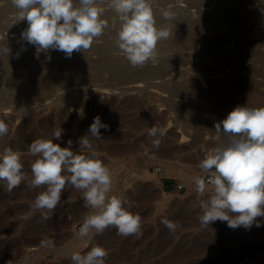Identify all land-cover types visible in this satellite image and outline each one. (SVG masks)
<instances>
[{
    "label": "rangeland",
    "instance_id": "1",
    "mask_svg": "<svg viewBox=\"0 0 264 264\" xmlns=\"http://www.w3.org/2000/svg\"><path fill=\"white\" fill-rule=\"evenodd\" d=\"M0 9L7 11L0 18V36L15 41L18 53L32 50L37 60L22 72L42 67V58L55 51L37 54L33 45L21 39L27 26L12 29L25 21H16L10 0H0ZM163 10L176 14L166 24L157 22L170 28L171 35L158 43L155 62L149 61L142 67L165 65L163 82L168 85L196 79L201 88L214 83L215 90L195 98H169L156 89L160 79H155L156 86L153 80L122 85L102 72L93 76L89 85L80 83L77 90L69 89V101L61 98L65 94L56 84L50 95L31 89L28 99L14 101L17 103L13 105L8 102L7 107L0 109V120L10 121L7 135L0 140V151L10 147L21 153L26 179L11 193L0 182V264H72L73 253L83 255L94 245L108 251L105 264H264V217L256 218L260 227L253 224L250 229L229 228L227 222L219 220L202 226L195 187L186 186L181 179L183 175H207L199 163L217 145L215 125L231 110L238 105L264 106V0H155L156 15L162 17ZM183 34H193V41L177 49L174 41ZM114 38L115 29L110 25L84 52L86 58L97 61L99 49L106 47L114 56L125 58L114 45ZM206 44H212L211 48L205 49ZM240 79L251 85L240 88ZM74 91L83 94V98H76ZM8 92L3 94L4 98ZM93 102L111 104L107 114L98 115L108 125L107 130L100 129L101 145H113L117 150L108 152L104 146L96 150L111 173L112 189L108 195L122 197L133 205L129 210L142 218L141 236L124 237L110 226L101 234L80 238L79 227L93 210L84 206L78 190L61 197L50 219L42 220V213L32 207L39 192L38 188L27 187L35 159L28 153V145L62 128L61 140L53 142L66 147L71 139L72 150L78 152L79 148L73 145L83 137L82 125L96 117L89 106ZM173 104L185 111L178 116L172 110ZM136 121L142 127L135 125ZM152 126L165 133L159 148L153 146V138L147 134ZM182 135L185 138L180 141ZM170 147L182 149L170 153ZM157 169L165 170V174L159 176ZM179 185L181 190H177ZM210 194L211 188L201 199ZM163 218L178 224L175 232L161 223ZM61 219L64 224L58 223ZM45 238L51 239L54 246L42 247L40 242Z\"/></svg>",
    "mask_w": 264,
    "mask_h": 264
},
{
    "label": "clouds",
    "instance_id": "2",
    "mask_svg": "<svg viewBox=\"0 0 264 264\" xmlns=\"http://www.w3.org/2000/svg\"><path fill=\"white\" fill-rule=\"evenodd\" d=\"M17 22L26 21L21 39L36 48V53L61 51L71 57L74 51L85 52L105 34L110 25L115 29L114 45L132 67H142L155 62L157 45L171 35L168 27L156 21L155 0H10ZM106 10L113 14L109 21ZM164 20L175 19V12L163 10ZM117 24L119 25L118 27ZM10 49L0 36V56ZM50 58V57H49ZM108 129L96 116L88 134L78 140L79 151L72 150L69 139L61 147L62 128L55 129L50 137H40L27 147L35 157L31 164L30 189L43 188L32 204L41 212L42 220L51 218L61 202L66 187L83 195L84 206L93 210L80 225V238L101 234L114 227L118 235L141 236L142 218L129 209L133 206L122 197L108 194L112 177L89 139L102 140L100 129ZM9 131V125L0 120V140ZM217 145L206 152L199 168L206 176L193 178L202 226L217 220L227 222L229 228L240 226L250 229L260 227L257 217H264V106H236L226 118L215 125ZM148 136L159 148L164 131L152 126ZM224 138V139H222ZM21 153L10 147L0 151V182L11 193L26 179ZM211 188V194L201 199ZM127 205V207H125ZM236 215H232V214ZM161 223L175 232L178 224L163 218ZM41 246H54L51 239L41 240ZM108 251L94 245L85 254L73 253L72 264H105Z\"/></svg>",
    "mask_w": 264,
    "mask_h": 264
},
{
    "label": "bare ground",
    "instance_id": "3",
    "mask_svg": "<svg viewBox=\"0 0 264 264\" xmlns=\"http://www.w3.org/2000/svg\"><path fill=\"white\" fill-rule=\"evenodd\" d=\"M243 6H244V4H243ZM6 12L7 11L5 9H0V18L4 17ZM105 18H107L109 21H111V19L113 18V14L112 13H106ZM156 21L161 23V24L168 23V21L164 20L163 17H160L158 15H156ZM26 26H27V22L25 21V22H22V23L16 25L15 27H12V29L18 30V29L24 28ZM118 26L119 25L117 24V27ZM192 35L193 34L181 35L179 38H177V40L174 41V46H176L177 49H182L183 47L188 46L193 41ZM4 42L9 47L10 53L8 54V56L7 55L0 56V109H2V110H3V107L5 108V106L7 105L8 102L10 103V101L12 104L14 101H18V102L20 101L21 102L23 99H26V98L28 99L30 94H31L30 93L31 89L38 90L39 92L45 91L46 93H48L50 95L49 92L53 89V86H55L57 84L60 87L61 91H63V94H65V96H66V93L69 89L70 90L75 89L76 85H78V84L81 86L80 83H83V85H86L84 83H87L89 85L92 81L93 76L100 75L102 72L109 73L110 74L109 76H111L115 81L119 82L122 85H125V84L127 85L129 83H134V82H140L139 84H137V83H134V84L141 85V83H142L141 81H145V82L151 81L152 82V80H153L152 83H154L155 79L156 80L160 79L161 83L160 84L158 83L159 85H157L156 89H158L160 91H164L165 93H167L169 98L173 97V96L179 97V98H184L186 96H189L190 98H195L197 96H200V95H203L206 93H210L213 90H215V88H216L214 83H207L204 88H201L198 85V81L196 79H192L188 82L184 81L182 83L179 82V83H173L171 85H168V84H166V82L165 83L163 82V78L165 77V75L167 73V68L165 67V65L161 64L158 66L151 67V65L149 64L150 66H145V67H139V66L138 67H132L129 64V62L127 60H125L126 58H120V57L114 56L112 53V50L109 49L110 47L99 49L98 54H99L100 58L97 61L90 60V59L86 58V56L83 52H73L71 57H67L64 53H60L58 51L51 52V54L49 53L48 56H45L44 58H42L41 62H42L43 66L41 67L39 65L41 68L37 67L36 69H32V70H30V68H29V70H30L29 73H25V72L23 73L22 70L25 67L29 66L31 64V62L37 61V60H35V55L31 52L32 50L18 53L17 50L15 51V45H16L15 41L4 40ZM211 46H212V44H206V45H204V48L210 49ZM72 71H74L73 74L71 73ZM160 80H158V81H160ZM17 84L22 85V87L18 88L16 86ZM237 85L239 87L240 86L248 87L251 85V82H249L248 80H241L240 79L237 81ZM155 86H156V84H155ZM238 86H236V87H238ZM62 89H64V90H62ZM77 89H75V90H77ZM8 91H12V92L9 93ZM64 91H65V93H64ZM7 92L9 93V95H8V97L4 98L3 94L7 93ZM78 92H76V91L73 92V94H75V97L80 98V99H81V97L83 98V94H80ZM70 93H72V92H70ZM67 94H69V93H67ZM65 96H63L61 98H64L65 100H67L68 95L66 96V98H65ZM205 96H207V95H205ZM71 97H74V95H71ZM72 99H74V98H72ZM58 100L60 103L61 99H58ZM65 100L63 103H66ZM69 100H67V101H69ZM16 103L17 102H14L13 104H16ZM56 103H58V101ZM11 104H10V106L13 105V104L12 105ZM113 104L114 103H112V106H113ZM109 105H111V104H104V103L99 104L97 102H93L89 106H92L91 112L94 111L96 113L95 116H98L101 114H107L108 110L110 108ZM75 106H77V105H75ZM171 107H172V110L174 109V111H176L178 113V116L181 115L185 111V109L180 105H174L173 104V105H171ZM186 114H188V113H186ZM101 116H103V115H101ZM5 122L7 124H9L10 121L7 120ZM141 122H142V120H141ZM141 122L136 121L135 125L140 124V126H141ZM92 123H93V120L90 122H87V123L85 122L82 125L81 132H80L81 136H85L88 134V129ZM184 138H185L184 135H182L180 137V141H182ZM89 139H90L91 143L93 144V147L95 150H100L101 148H103L104 145H101V140H96L95 138L91 137L90 135H89ZM78 140H77V142H75V144L73 146L79 148ZM143 140H145V137ZM103 143H104V141H103ZM108 145H109V143H108ZM104 149L107 150L108 152H115L117 150V148L113 147V145L112 146L109 145V147L104 146ZM181 149L182 148H179V147H173L171 149V147H170L169 150H170V153H176V152L181 151ZM156 172H157V174H159V176H163L165 174V170H162V169H157ZM181 179L186 186L191 187V188L195 187L193 181H191L193 178H190V177H187L186 175H183V176H181ZM42 190H43V188L37 189L38 192H40ZM74 191H75L74 188L66 187V189L64 190V192L62 194V197L69 195V194L73 193ZM141 192L143 193V191H141ZM145 193H146V191L144 192V194ZM145 196L146 195H144V198H146ZM65 220H66V218H65ZM64 222L65 221L61 219L60 222H58V223L64 224ZM109 229L110 228H108V230Z\"/></svg>",
    "mask_w": 264,
    "mask_h": 264
},
{
    "label": "built area",
    "instance_id": "4",
    "mask_svg": "<svg viewBox=\"0 0 264 264\" xmlns=\"http://www.w3.org/2000/svg\"><path fill=\"white\" fill-rule=\"evenodd\" d=\"M182 189V186H177V190H181Z\"/></svg>",
    "mask_w": 264,
    "mask_h": 264
}]
</instances>
